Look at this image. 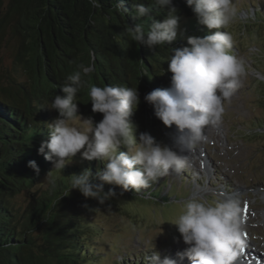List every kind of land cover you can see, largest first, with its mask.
Wrapping results in <instances>:
<instances>
[{
  "label": "trees",
  "instance_id": "1",
  "mask_svg": "<svg viewBox=\"0 0 264 264\" xmlns=\"http://www.w3.org/2000/svg\"><path fill=\"white\" fill-rule=\"evenodd\" d=\"M152 2L124 0L129 11L125 15L116 10V0H99L101 7L97 8L89 0H0V47L5 38L15 43V62L21 64L27 76L18 82L0 76V264L105 261L96 249L100 247L97 239L103 227L99 229L91 219L103 204L70 190L73 174L89 168L94 175L101 164L81 160L77 154L72 164L60 171L53 169L37 149L47 139V124L58 115L47 107H51L55 95H63L59 87L80 64L90 61L95 62L96 71L84 78L87 84L77 93L79 112L86 108L91 112L90 85L137 87L140 103L131 119L136 129L141 124L148 126L154 109L144 96L154 89L169 87L170 47L187 46L186 38L155 49L131 39L126 31L128 24L141 22L132 19L133 4L151 6ZM173 5L186 37L209 34L197 23L186 0H173ZM245 7L240 5L241 9ZM164 15L166 10L156 19L162 20ZM245 17L250 19L244 21L264 23L260 9L247 12ZM144 22L146 27L151 24L147 18ZM92 116L95 122L102 119L100 113ZM32 160L40 169L39 175L27 166ZM164 186L162 179L139 193L128 191L116 198L143 200L147 196L150 202L168 204L174 195L172 190L175 201L189 192L172 183L167 195L161 196ZM111 187L116 186L105 185V191ZM116 191L120 189L116 187ZM116 198L108 201L115 202ZM145 262L143 258L139 263L122 264Z\"/></svg>",
  "mask_w": 264,
  "mask_h": 264
},
{
  "label": "clouds",
  "instance_id": "2",
  "mask_svg": "<svg viewBox=\"0 0 264 264\" xmlns=\"http://www.w3.org/2000/svg\"><path fill=\"white\" fill-rule=\"evenodd\" d=\"M89 3L93 8L101 7L99 0ZM186 6L209 34L186 37L173 0H153L151 6L134 3L132 19L141 22L128 24L126 29L135 43L149 49L186 38L187 46L170 47L169 87L154 89L144 96L165 128L175 126L171 145L158 142L148 132L136 135L131 118L140 103L137 87L90 85L91 112L102 114V119L95 122L92 116L79 114L77 93L87 84L84 78L96 71L94 61L80 64L59 87L63 95H55L50 102V109L58 115L47 124V139L40 143L37 153L60 171L72 164L77 154L81 160L101 164L94 175L89 168L73 174L70 190L104 204L125 192L148 189L162 177L181 174L188 165V154L207 141L205 129L220 123L224 103L241 87V77L246 74L244 61L232 51L233 36L221 31L237 15L234 3L186 0ZM116 10L129 13L124 0H116ZM165 10L164 18L156 19ZM145 18L151 21L148 27ZM27 166L39 175L36 161H29ZM105 185H114L120 192L116 187L105 191ZM179 203L181 212L171 224L184 249L176 253L175 259L162 257L152 243V255L145 254L146 264H183L185 258L190 264H234L242 244L239 200L218 194L215 200L192 196Z\"/></svg>",
  "mask_w": 264,
  "mask_h": 264
},
{
  "label": "rangeland",
  "instance_id": "3",
  "mask_svg": "<svg viewBox=\"0 0 264 264\" xmlns=\"http://www.w3.org/2000/svg\"><path fill=\"white\" fill-rule=\"evenodd\" d=\"M233 3L237 15L226 29L233 36V53L246 67L241 87L224 103L220 123L205 129L207 141L188 154L185 170L160 179L165 181L161 196L167 195L172 183L189 192L175 201L172 190L170 193L174 195L168 204L158 200L150 202L146 196L143 200L116 198L115 204L108 202L100 206L91 219L99 229L103 227L97 239L100 247L96 248L105 260L103 264L139 263L145 254L152 255V243L162 257L174 259L185 247L171 224L181 212L179 202L192 196L215 200L218 194L227 192L239 200L242 231H247L251 239L244 233L241 236L249 240L250 247L257 241L258 256L264 258V128L259 130L264 127V23L244 21L251 17H245L247 11L255 12V8L261 10V20H264V0H233ZM244 4L246 7L241 9L239 5ZM15 54V43L5 38L0 47V76L18 82L27 76L21 64L15 62ZM43 80V77L39 80L40 85ZM47 109L52 111L50 107ZM79 114L93 115L87 108ZM140 132H148L158 142L171 145L176 129L175 126L165 128L152 116L148 126L137 127L136 135ZM182 177L187 180L182 181ZM250 250L255 251L253 247ZM183 264L190 262L185 258Z\"/></svg>",
  "mask_w": 264,
  "mask_h": 264
},
{
  "label": "bare ground",
  "instance_id": "4",
  "mask_svg": "<svg viewBox=\"0 0 264 264\" xmlns=\"http://www.w3.org/2000/svg\"><path fill=\"white\" fill-rule=\"evenodd\" d=\"M193 157V156H191ZM248 214V213H246ZM252 222V221H251ZM250 227V226H249ZM248 227V228H249ZM251 228V227H250ZM245 229V228H243ZM247 230V229H246ZM251 231V230H250ZM255 231V230H254ZM243 232V231H242ZM247 232V231H246ZM257 232V231H256ZM257 234L260 235L259 232ZM250 235V234H248ZM250 238V236H249ZM253 238V237H252ZM258 238V237H257ZM261 238V237H260ZM251 239V238H250ZM254 239V238H253ZM242 240V239H241ZM249 241V240H248ZM251 241V240H250ZM257 241L254 242L255 246H257L256 243ZM249 248L247 247V243L242 240V244H240L237 248V257L234 261V264H264V259L256 257L252 254H250L248 251ZM261 250V249H260ZM263 251V250H262ZM264 255V254H263Z\"/></svg>",
  "mask_w": 264,
  "mask_h": 264
},
{
  "label": "water",
  "instance_id": "5",
  "mask_svg": "<svg viewBox=\"0 0 264 264\" xmlns=\"http://www.w3.org/2000/svg\"><path fill=\"white\" fill-rule=\"evenodd\" d=\"M108 202H112V203H114V204H115V202H114V201H108ZM108 202H107V203H108Z\"/></svg>",
  "mask_w": 264,
  "mask_h": 264
}]
</instances>
